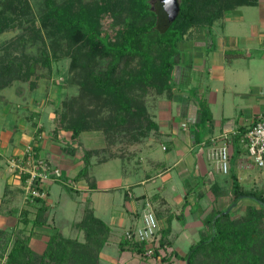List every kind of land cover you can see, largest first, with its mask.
<instances>
[{
	"label": "trees",
	"instance_id": "obj_1",
	"mask_svg": "<svg viewBox=\"0 0 264 264\" xmlns=\"http://www.w3.org/2000/svg\"><path fill=\"white\" fill-rule=\"evenodd\" d=\"M255 3L256 0H178V11L169 21L160 0H93L77 5L73 0L60 4L44 0L46 11L40 17L41 26L61 31L68 42L77 45L76 49L82 50L81 56L86 61L84 67L90 61L96 63L86 68L81 78L76 77L79 89L76 97L90 106L86 103V108L81 105L73 108L69 101H62L61 110L53 109L50 137L62 140L60 133L68 132L69 141L75 144L64 147L69 154L78 148L77 136L85 131L101 134L106 149L117 143L129 146L143 143L149 136L158 137L145 97L147 93L172 97L171 71L179 42L189 36L192 28L209 27L228 9ZM4 21L0 19V30L5 27ZM76 54H71L73 68L83 66ZM40 61L48 66L46 57ZM4 71L9 76L10 70L3 66L0 79L9 80L2 75ZM198 110L197 126H201L209 121L210 113L202 101L198 102ZM36 148L33 146L35 153ZM99 150L81 148L82 167L73 177L55 175V180L65 184L62 186L69 193H75L70 181L87 176L89 159L97 157ZM232 179L227 194L230 202L223 208L211 204L201 218L199 239L188 246L182 257L185 261L188 256L187 264H196L197 256L216 261L215 264H264V196L257 190L242 189ZM208 189L211 200L224 198L221 186L212 183ZM17 191L20 190L17 188ZM7 198L5 190L0 201ZM239 201L244 204L242 214L231 217L229 211L223 213L230 204L237 206ZM183 204H186L184 199ZM167 208L165 206L164 216L153 212L155 219L163 218L165 224L158 225L151 240L137 241L121 234L117 250H128L143 258L158 256V247L164 245V238L171 229L173 215ZM46 210V199L39 198L25 200L19 208L5 210L14 217L19 215L15 225L22 222V227L10 232L0 228L1 264H105L100 262L98 254L107 244L109 227L93 214L88 196L83 200L79 219L72 224L82 231L83 239H71L54 229L46 235L42 252H33L28 245L30 233L46 224ZM27 225L29 229L24 232ZM168 258L169 255L164 254L159 257L161 261Z\"/></svg>",
	"mask_w": 264,
	"mask_h": 264
},
{
	"label": "crops",
	"instance_id": "obj_2",
	"mask_svg": "<svg viewBox=\"0 0 264 264\" xmlns=\"http://www.w3.org/2000/svg\"><path fill=\"white\" fill-rule=\"evenodd\" d=\"M262 3L263 0H256L252 5L240 4L228 9L209 27L192 28L189 36L179 42L175 64L171 71L173 96L167 98L160 95L150 98L149 101L146 100L148 113L157 125L158 137L149 136L143 143L124 146V149L117 148L116 145L106 149L102 135L98 132L85 131L77 136L78 142L83 140L85 145L83 148L100 150L97 157H90L87 176L77 181H70L75 193H69V197L71 201H76L77 205L80 203L82 208L83 200L88 196L93 214L109 227L108 239H116L124 229L132 227L128 225L134 226L137 221L140 222V213L145 204L152 210L150 204L154 199L162 197L161 199L169 206L163 193L166 188L164 181L168 177L159 184L153 179L160 174L163 175L165 171L170 172L175 167L178 172L176 174L181 176L183 183L176 195L172 191V197H175V201L180 204L184 199L187 208L190 207L198 212L202 208L201 199L211 196L209 185L215 183L218 187L221 186L225 198L230 192L232 178L242 189L257 190L264 196V164L258 166L248 156L244 143L245 131L257 119L264 118V5ZM199 101L205 104L210 113L209 121L201 126H197L200 116ZM42 115L43 113L38 110L29 123L19 115L10 132L12 134L0 137V157L6 167L0 197L6 190V196L10 198L17 192V188L22 194L21 180L16 177L17 174L10 166L9 160L15 159L21 153L27 141L37 147L39 155L49 160L57 171L56 176L73 177L82 167L81 153L76 154L77 148L72 154L64 150L67 145H75L68 137L62 143L60 140H53L50 136L48 140H42L36 135L38 132L44 130L46 133L48 130L39 121ZM46 116L48 117V114ZM49 117L51 118L48 120L52 121L53 113H49ZM223 142L227 145L229 159L226 173L220 172L211 159L213 163L209 165L207 162L209 158L206 156L208 149L216 148ZM58 144H63L62 149L65 152L61 153V148H57ZM157 145L167 153L166 156L159 157L153 154ZM110 160L118 162L120 176L115 182L112 179L108 184L101 185L102 181L106 182L104 179H99L100 176L94 175L92 168ZM129 162H132L133 169L126 172L124 168ZM141 169L142 173H140ZM53 177L55 178V175ZM54 180L42 184L46 189V204L49 206L51 204L47 194L51 184L54 182L61 186L63 184ZM148 182L152 185L150 186L152 191L149 192L145 187ZM82 183L85 185L82 188L84 191L78 199L75 195L80 194L77 187ZM138 188L140 191L135 192ZM153 189L156 191L153 192ZM97 191L106 193L110 200L103 210L98 209L101 214H107L114 194L117 195L124 225L120 226L121 217L114 218L115 213L110 212L108 218L95 214L96 208L92 196ZM211 207L208 206L209 209ZM163 220V218L157 220L160 227L163 226ZM139 222L137 225L140 224Z\"/></svg>",
	"mask_w": 264,
	"mask_h": 264
},
{
	"label": "rangeland",
	"instance_id": "obj_3",
	"mask_svg": "<svg viewBox=\"0 0 264 264\" xmlns=\"http://www.w3.org/2000/svg\"><path fill=\"white\" fill-rule=\"evenodd\" d=\"M52 1L54 4H60L65 0ZM73 1L77 5L93 0ZM152 1L153 0H149V2ZM262 5H264V3H262ZM45 11L44 0H0V19L5 20V27L0 30V68L2 69L4 66V68L10 70L9 76L6 75L5 71L2 74L5 78H9V80L0 79L1 138L5 137V135L12 134L10 132L12 131L14 122H16L19 115H21L22 118L29 123L30 121L32 122L34 114H37L38 110H40L43 115L42 118H39V121H41V123L44 124V128H48V130L46 133L43 130L41 131L42 133L38 132L36 135H39L42 140H48L49 136H51L50 130L53 127L54 118L52 117V121H49L48 119L51 118L49 117V113H53V109L55 107H58L61 110L63 108L61 106L62 101H69L71 104L70 106L73 108L76 106L78 107L79 105L85 106V108L90 106L87 102L82 100V98L76 97L79 92L76 84V77L78 79L81 78L85 69L88 67L91 68L92 65H95L96 63H92V61H90L88 62V65L86 64L84 67V63L86 61L81 56L82 50L76 49L77 45L68 42L62 33H60L61 31H54L49 27L41 26L40 17ZM74 53H77L75 56L78 58V62H82L83 66L77 65L74 68L71 67V54ZM44 57L48 59V66H45L40 61V59H43ZM99 66L102 67L103 63H99ZM80 68L83 69L81 70ZM157 96L160 95L147 93L145 98L149 101L150 98H156ZM46 114H48V117ZM34 124H36V122H34ZM60 134V137L62 138L60 142L63 143L65 139H67L69 133L62 132ZM31 141L33 140L31 139ZM27 143L30 142L27 141L26 144ZM122 144L123 143H117V148L119 147L124 149L125 147L122 146ZM84 146L83 140H80V142H78L76 154H80L81 152L79 151ZM63 147V144H58L57 146V148H61V153L65 152L62 149ZM153 154L159 157L167 155V153L160 149L159 145H157L156 149L153 150ZM115 160H110L105 164L93 166L92 170L94 171V175L100 176L99 179H104L106 182L104 183L102 181L101 185L108 184L112 179L113 182H115L119 178L120 168L118 162ZM208 160L207 162H209L210 165L212 161L210 159ZM143 162V158H141V164H143ZM132 166V162H129L125 165L124 169L126 172H130L133 169ZM5 173L6 167L0 157V194L4 186ZM140 173H142V169L140 170ZM176 173L178 172L175 167L170 172L165 171L163 175L160 174L153 179L154 182L159 184L161 180H166L168 177L167 180L164 181L166 188L163 193H165V197L169 202L168 206L167 202L165 203V201L161 199L162 197L154 199L153 203L151 202L150 204L153 212H160L164 216L165 214H163V211L165 210V206H167V212L173 215L170 221V232H168L164 238L165 243L164 245L158 247V256L143 258L128 250H122V252L118 251L117 242L122 237L121 234H118L116 239L109 238L105 248L102 247L99 251L98 258L101 263L185 264L182 257L186 253L188 246L195 243L199 239L201 218L210 210L208 206L212 204L215 208H223L225 204L227 205V203L230 202V197L227 196L222 199H217L218 201H213L210 197H205L204 199H201L202 208L199 212L194 209L192 210L190 207L187 208V203H177L175 201V197H172V191L173 194L178 193L182 188L183 183L181 181V176H178ZM84 186L85 185L82 183L80 184V187H77L80 194L75 196H77L78 199L82 196L84 191L82 188ZM150 186H152L150 182L145 185L148 192L152 191ZM137 191H140L139 188L135 190V192ZM154 191L156 190L153 189V192ZM92 197L96 208L95 214L97 216L108 218L110 212L115 213L114 218L121 217L120 226L124 225V218L120 214L122 213V208L118 204L119 201L117 200L116 194H114V197L111 200L112 202L107 210V214H101L98 210H103V208H105V204L110 201L108 200L109 198L106 193L97 191ZM47 198L51 206L47 204V210L44 212L46 224L42 227L35 228L34 230L32 229L28 242L29 247L35 253L42 252L46 242V235L54 229L59 230L62 235L71 239H83L82 231L74 228L72 225L79 219L81 214L80 203L77 205L76 201H74L75 203L71 201L69 192L57 182L51 184ZM24 201L25 200L23 199L21 191L15 192L13 196L7 198V200L5 199L2 202L0 201V228L10 232V230L14 228L16 229L22 227V222L15 225L16 219L19 218V215L16 216V218L13 215L6 213L5 210L9 207L19 208L23 206ZM243 207L244 204L242 201H239L237 206L229 209V215L231 217H235L242 214ZM142 212L140 213V221ZM33 213L29 215L30 218L33 217ZM177 216H181V218L177 219ZM138 222L139 221H137V224ZM164 224L165 222L163 220V226ZM128 226L132 227L126 229H132L134 227L133 225ZM194 228H196V230H194ZM28 229L29 225L26 226L24 232H27ZM117 232L121 233L119 230H117ZM174 253L178 254V256L175 257ZM163 254L169 255V258L161 261L159 257ZM2 260L3 259H0V264L2 263ZM195 260L196 264L216 263V261L210 262L208 258L206 259L202 256H197Z\"/></svg>",
	"mask_w": 264,
	"mask_h": 264
},
{
	"label": "built area",
	"instance_id": "obj_4",
	"mask_svg": "<svg viewBox=\"0 0 264 264\" xmlns=\"http://www.w3.org/2000/svg\"><path fill=\"white\" fill-rule=\"evenodd\" d=\"M244 143L249 157L258 165L264 164V118L257 119L244 133ZM33 144L27 143L22 151L14 159L9 160L10 166L16 172V177L22 178L21 190L24 200L33 198L46 199V189L42 184H47L55 178L57 174L53 165L45 157H42L33 150ZM206 156L215 162L217 169L226 173L228 170V149L227 145H219L210 148ZM143 208L140 224L132 229H125L123 235L127 239L137 241H149L156 233L158 222L149 207Z\"/></svg>",
	"mask_w": 264,
	"mask_h": 264
},
{
	"label": "water",
	"instance_id": "obj_5",
	"mask_svg": "<svg viewBox=\"0 0 264 264\" xmlns=\"http://www.w3.org/2000/svg\"><path fill=\"white\" fill-rule=\"evenodd\" d=\"M160 4L162 6V9L164 11V14L166 18L171 21L177 11H178V0H160ZM233 206V203L230 204L224 211L223 213H226L229 211V209ZM188 256H186L185 264H187Z\"/></svg>",
	"mask_w": 264,
	"mask_h": 264
}]
</instances>
